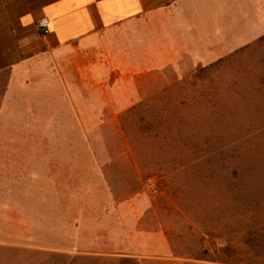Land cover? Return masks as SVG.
<instances>
[{
    "label": "rangeland",
    "instance_id": "rangeland-1",
    "mask_svg": "<svg viewBox=\"0 0 264 264\" xmlns=\"http://www.w3.org/2000/svg\"><path fill=\"white\" fill-rule=\"evenodd\" d=\"M263 36L137 72L116 60L89 98H66L55 72L37 75L48 90L20 89L0 146L67 163L60 181L23 182L29 220L0 264H264Z\"/></svg>",
    "mask_w": 264,
    "mask_h": 264
},
{
    "label": "crops",
    "instance_id": "crops-1",
    "mask_svg": "<svg viewBox=\"0 0 264 264\" xmlns=\"http://www.w3.org/2000/svg\"><path fill=\"white\" fill-rule=\"evenodd\" d=\"M42 17L49 19L48 33L38 29ZM148 28L154 38L147 44ZM263 34L264 0H0V82L6 80L0 138L17 132L18 91L37 87V75L55 72L66 98L84 92L89 98L116 60L137 72L158 58L222 57L231 44ZM65 155L49 147L0 146V250L21 244L20 218L31 212L23 182L41 186L65 178L59 169L67 163Z\"/></svg>",
    "mask_w": 264,
    "mask_h": 264
},
{
    "label": "trees",
    "instance_id": "trees-1",
    "mask_svg": "<svg viewBox=\"0 0 264 264\" xmlns=\"http://www.w3.org/2000/svg\"><path fill=\"white\" fill-rule=\"evenodd\" d=\"M264 38V36H263ZM206 251H204L205 253ZM74 258H79L81 256H73ZM199 259V258H198ZM147 260L143 258H138L134 256H125L120 259V264H145ZM172 264H178V262H173Z\"/></svg>",
    "mask_w": 264,
    "mask_h": 264
},
{
    "label": "built area",
    "instance_id": "built-area-1",
    "mask_svg": "<svg viewBox=\"0 0 264 264\" xmlns=\"http://www.w3.org/2000/svg\"><path fill=\"white\" fill-rule=\"evenodd\" d=\"M38 29L42 33H48L49 31V19L47 17H42L38 22H37Z\"/></svg>",
    "mask_w": 264,
    "mask_h": 264
}]
</instances>
